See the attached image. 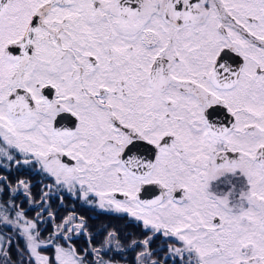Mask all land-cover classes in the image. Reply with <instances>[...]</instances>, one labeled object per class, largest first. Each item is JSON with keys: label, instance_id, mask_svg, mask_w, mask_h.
Instances as JSON below:
<instances>
[{"label": "snow or ice", "instance_id": "snow-or-ice-1", "mask_svg": "<svg viewBox=\"0 0 264 264\" xmlns=\"http://www.w3.org/2000/svg\"><path fill=\"white\" fill-rule=\"evenodd\" d=\"M0 264H264V0H0Z\"/></svg>", "mask_w": 264, "mask_h": 264}, {"label": "flooded vegetation", "instance_id": "flooded-vegetation-1", "mask_svg": "<svg viewBox=\"0 0 264 264\" xmlns=\"http://www.w3.org/2000/svg\"><path fill=\"white\" fill-rule=\"evenodd\" d=\"M65 203L67 205H69V207H70L72 205L73 201L71 199H66ZM76 207H77V210L78 211H82V209L80 208V205L79 204H77ZM61 211L63 213V209ZM87 214L88 215H96V213H94V212H88ZM110 219H112V218L111 217H108V216H101L100 217V220H94V221H92V223L93 224H99L101 222H106V221H108ZM114 222H116V223H122V221H114Z\"/></svg>", "mask_w": 264, "mask_h": 264}]
</instances>
